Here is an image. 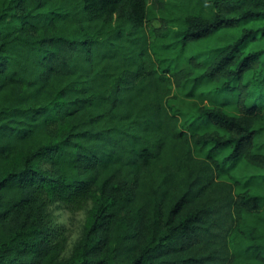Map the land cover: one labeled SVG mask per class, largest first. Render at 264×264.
<instances>
[{
    "label": "trees",
    "instance_id": "16d2710c",
    "mask_svg": "<svg viewBox=\"0 0 264 264\" xmlns=\"http://www.w3.org/2000/svg\"><path fill=\"white\" fill-rule=\"evenodd\" d=\"M257 36L264 0H0V264H264Z\"/></svg>",
    "mask_w": 264,
    "mask_h": 264
},
{
    "label": "rangeland",
    "instance_id": "374dc122",
    "mask_svg": "<svg viewBox=\"0 0 264 264\" xmlns=\"http://www.w3.org/2000/svg\"><path fill=\"white\" fill-rule=\"evenodd\" d=\"M232 40L233 39H230L228 35L225 34L223 41L220 42L222 44H226ZM220 42L217 39L212 38L211 40H208L203 44L192 47L188 51V54H192L194 52L195 53L202 52L203 50L213 47L214 45ZM263 45H264V39L257 36L256 39L246 43L243 51L250 52V51L262 50ZM172 96L173 98L169 102L173 105L172 108L175 111H178L179 113L181 112L192 113V111L196 108V106L201 104L199 100L189 99L185 96L184 93H179L175 88H173L172 90ZM242 170L247 174L258 173L264 175V171L256 170L255 168L243 166ZM236 178L239 179V176L236 175ZM256 182H260V184L258 185V183H255L256 185L254 186L255 191L257 193L264 194V180L256 179ZM92 210H93V204L91 202H89L82 210L75 212H70L58 205H54L49 208V211L51 212V215L53 217L54 224L57 226H62L63 228H65L66 231L68 241H67V249L63 254L64 259L70 256V253L72 252L74 247L80 244L82 239L84 238V235L91 224Z\"/></svg>",
    "mask_w": 264,
    "mask_h": 264
}]
</instances>
